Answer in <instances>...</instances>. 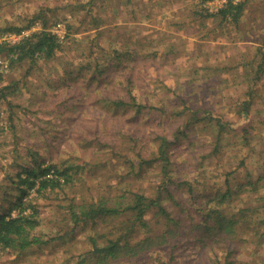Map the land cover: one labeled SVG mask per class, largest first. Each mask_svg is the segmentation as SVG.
Returning a JSON list of instances; mask_svg holds the SVG:
<instances>
[{
	"label": "rangeland",
	"instance_id": "obj_1",
	"mask_svg": "<svg viewBox=\"0 0 264 264\" xmlns=\"http://www.w3.org/2000/svg\"><path fill=\"white\" fill-rule=\"evenodd\" d=\"M240 1L234 23L213 15L227 0H0L1 28L21 27L42 9L46 30L65 33L53 59L11 63L0 77V216H16L27 191L24 201L39 211L35 234L50 240L1 251L0 264H79L92 238L105 245L152 234L137 224L129 230L124 215L74 222L69 208L110 194L152 197L167 185L181 203L206 208L215 190L253 180L227 207L256 206L264 195V0ZM42 27L0 30V45ZM160 137L170 141L166 160ZM48 166L70 183L38 193L24 182ZM251 210L233 243L189 247L184 239L175 254L154 249L117 264H264V213Z\"/></svg>",
	"mask_w": 264,
	"mask_h": 264
},
{
	"label": "trees",
	"instance_id": "obj_2",
	"mask_svg": "<svg viewBox=\"0 0 264 264\" xmlns=\"http://www.w3.org/2000/svg\"><path fill=\"white\" fill-rule=\"evenodd\" d=\"M245 4L246 1L234 3L233 0H227L222 8L213 15L220 16L222 22L230 20L238 23L243 15ZM42 11L41 9L40 12L21 27L11 26L12 22H8L10 24L6 27H0L3 34L14 33L20 35L38 23L43 24L42 31L24 37L15 45H10L8 42L0 45V55L6 54L11 63L21 62L25 59H31L32 62H36L38 59L48 61L54 58L64 40L61 41L55 34L46 30L48 19ZM102 24V21H94L95 28ZM67 28L66 36L68 39L72 27L68 24ZM116 59L123 61L122 56H117ZM124 68L128 70V66ZM111 76L114 77L113 75ZM119 103L123 104V102ZM217 124L221 128L224 127L218 120ZM159 139L161 140L159 159L163 158L166 160L167 155L164 148L169 146L170 141L165 137H160ZM46 175L49 177L42 179ZM61 177L66 179L65 182L60 181ZM38 178L39 181L37 182ZM71 180V176H66L64 171H59L54 166H48L40 170L38 174H36L35 169L28 171V178L24 182H28L30 187L37 186V192L39 193L48 189L54 190L57 186L68 185ZM168 180L171 182V179H166L165 181ZM260 180L258 179L254 184H258ZM252 183L253 180H248L247 183L238 184L236 188L240 190H233L234 192L231 188H228L227 192H223L222 189L215 190L211 193V201L205 202L206 208L204 203H199L200 206L194 204L196 207L181 203L182 201H178L173 195V189H170L167 185L162 187V192H156V195H152V197L138 192H124L122 195L110 194L102 196L94 203L73 205L69 208V213H72L75 223L107 218L117 219L124 215L132 223L129 227L130 229L128 228L129 230L132 229V232L136 224L146 231H152V234H146L134 241L131 239V234L128 236L120 235L119 238H114V236L113 238H108L105 241V245L99 243L98 239L92 238L94 242L93 250L87 253L79 264H117L132 260L138 262L141 257H145L152 250H163V248L172 252L171 254H175L176 249L180 248L177 242L184 239H186L184 245L189 247L192 244L206 248L225 244L227 241L233 243L239 233L247 226L249 217L246 212L251 209L248 207L247 210L241 208L237 211H230L227 206L232 200L233 194L239 195L242 188ZM27 196V191L23 190L18 198L19 203L15 207L18 211L16 216H12L10 212L7 213L9 216H0V252L7 249L25 251L35 246L40 247L50 241L35 234V231L41 225L38 216L39 211L36 205L33 204V200H27L28 204L24 201ZM254 199L257 204L251 211L264 213V195L256 196ZM166 201L170 203L172 209H167L165 206ZM28 210H30V213L27 212ZM150 214H152V219L159 223L160 229L151 226L150 220L146 218ZM184 253L185 251L182 254ZM174 258H177V256L174 255ZM213 263L215 262L213 261ZM142 264L149 263L143 261Z\"/></svg>",
	"mask_w": 264,
	"mask_h": 264
},
{
	"label": "built area",
	"instance_id": "obj_3",
	"mask_svg": "<svg viewBox=\"0 0 264 264\" xmlns=\"http://www.w3.org/2000/svg\"><path fill=\"white\" fill-rule=\"evenodd\" d=\"M234 1V3H238V2H240V0H233ZM57 28H61L62 29V32H64V31H66L65 29L63 30V27H62V24H58L57 25ZM56 36L58 35L57 33H54ZM65 34V33H64ZM64 34H62V36L60 37L59 35H58V38L61 40V41H63L64 39H65V35ZM23 38H21V40H22ZM17 42H19V40L17 41ZM10 65H11V61H8V60H6V59H1L0 58V77H1V74H3L2 72H4L5 70H7L9 67H10ZM49 177V176H48Z\"/></svg>",
	"mask_w": 264,
	"mask_h": 264
}]
</instances>
